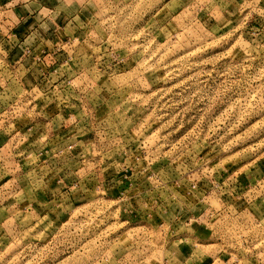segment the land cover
I'll use <instances>...</instances> for the list:
<instances>
[{
    "label": "rangeland",
    "instance_id": "374dc122",
    "mask_svg": "<svg viewBox=\"0 0 264 264\" xmlns=\"http://www.w3.org/2000/svg\"><path fill=\"white\" fill-rule=\"evenodd\" d=\"M2 5L0 264H264V0Z\"/></svg>",
    "mask_w": 264,
    "mask_h": 264
},
{
    "label": "crops",
    "instance_id": "0c3cea01",
    "mask_svg": "<svg viewBox=\"0 0 264 264\" xmlns=\"http://www.w3.org/2000/svg\"><path fill=\"white\" fill-rule=\"evenodd\" d=\"M13 2H15V0H0V4H3L1 6V9L3 8L5 10H9V11L1 12V13L3 15H5V17H10V18L14 17L15 19H18V20L29 19L30 18L29 15L25 18L26 12L28 13V11L26 10V6H19V7L10 8V6ZM56 4L59 5L58 2H56ZM71 17H72V14H69L67 16L66 14L63 13L56 19V22L58 23V25H60V26L63 25L64 27L59 28L56 31V34H54L55 37H57V35L59 34L61 38H64L65 36L72 38V30H71V32H69L68 28L70 25H72L71 21H74L75 19L71 18ZM16 30H17L16 32H18V30H20V29H16ZM15 35L19 37V40H21V38L23 37V35L20 34L19 32ZM18 49H19V51L15 50V53H16V51H18V56L15 55V57L14 56L11 57L12 58V65H13L12 68L15 70L16 73H18V71H21L23 73L24 76L20 77V79L22 80L21 84H24V83L26 84V80L29 77V70H30V68H28L29 67L28 63L30 62L31 57L35 54L36 50H38V49L37 48L33 49L28 54L26 52H24L23 50H20V48H18ZM13 59H16L17 61L13 62ZM22 73H21V75H22ZM1 147H2V144L0 143V148ZM224 258L225 257L223 255H219L216 259L217 262H215L214 260H212V258H210V259L206 260L205 264H228V260L225 261Z\"/></svg>",
    "mask_w": 264,
    "mask_h": 264
},
{
    "label": "built area",
    "instance_id": "2783aa9c",
    "mask_svg": "<svg viewBox=\"0 0 264 264\" xmlns=\"http://www.w3.org/2000/svg\"><path fill=\"white\" fill-rule=\"evenodd\" d=\"M23 51L26 52L27 54L29 53V50H27L26 48ZM6 63H7V61H6ZM2 66H5L6 69H7V64L6 65H2Z\"/></svg>",
    "mask_w": 264,
    "mask_h": 264
}]
</instances>
